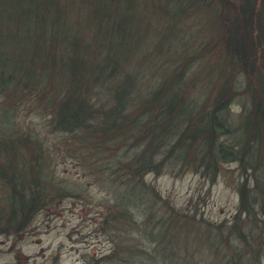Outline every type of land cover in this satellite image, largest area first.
<instances>
[{
  "label": "trees",
  "instance_id": "16d2710c",
  "mask_svg": "<svg viewBox=\"0 0 264 264\" xmlns=\"http://www.w3.org/2000/svg\"><path fill=\"white\" fill-rule=\"evenodd\" d=\"M253 1L244 0L245 28L250 25L248 18L255 7L249 3ZM70 2L0 0V189L5 191L0 196V227L5 233L19 232L36 213L66 192L50 177L45 165L50 148L34 141L20 123H14L15 104L11 97L22 88L36 96L44 92L49 95L47 100L54 104L50 128L70 134L61 141L76 144L86 162L100 153L102 165L104 158L116 153L110 168L116 187L111 189L113 203L107 208L103 229L117 224L118 237H122V232L126 234L141 220L145 227L143 236L174 249L176 252L171 250L166 257L175 256L179 264L199 263L183 247L175 249L176 241L170 237L173 220H154L153 210L160 194L147 181V175L160 173L164 164L172 160L206 175L222 164L237 163L244 180L238 185L240 204L236 220L232 226L225 228L222 224L213 231L214 235L209 234L208 248L220 251L219 258L225 255L222 258L228 264H254L243 257L246 251L239 245L253 247L255 254L264 241V141L258 143L264 139L263 83L258 104L251 101L253 105L244 111L236 126L228 115V100H224L228 90H236L231 74L222 78L217 96L207 108L182 97L185 85L179 67L168 71L172 75L163 79V85L146 88L142 93L144 79L135 77L128 70L127 61L123 62L124 56H134L133 42L140 41L146 33L135 19V0H81L87 9L84 26L93 39L96 35L105 36L100 38L102 43L107 42L105 54L97 51L91 38H79L67 10ZM169 2H177L172 9L177 15L186 14L198 4L209 5L205 0H166ZM127 6L132 9L130 15ZM238 28L240 31L239 25ZM229 36H238L236 26L233 31L230 29ZM165 37L159 40L164 52ZM175 40L178 43L177 37ZM225 48L231 53L233 68L239 67L235 63L240 55L241 72L256 70V62L244 57L247 52L242 51V57L236 47L232 50L231 44ZM60 50L67 54L58 55ZM23 56H29L30 62L23 63ZM148 61L156 63V56ZM252 93L251 98L255 95ZM22 94L16 100L27 96ZM246 134L257 139L246 143ZM19 147L28 153L25 164L18 163L12 154ZM96 151V155H91ZM249 175L252 186L246 183ZM147 224L153 227L147 229ZM189 232L185 230V234ZM143 236L138 239L143 240ZM197 236L198 233L193 237ZM113 243V249L101 261L90 264H157L150 255L152 249L138 250L136 243L122 251L116 240Z\"/></svg>",
  "mask_w": 264,
  "mask_h": 264
},
{
  "label": "rangeland",
  "instance_id": "374dc122",
  "mask_svg": "<svg viewBox=\"0 0 264 264\" xmlns=\"http://www.w3.org/2000/svg\"><path fill=\"white\" fill-rule=\"evenodd\" d=\"M70 1L72 2L67 4V10L75 30H78L79 38H91L94 45H97V51L105 54L104 47L107 42L104 44L100 41V38L105 36L96 35L93 39L88 27L84 26L86 20L83 17L87 13L85 3L82 4L81 0ZM206 1L209 3L208 7H204L203 3L198 4L197 8L186 14L177 15L178 13L172 10L177 7V2L170 5L166 0H135L136 12L140 13L137 9L147 3L150 10L160 8L162 15H151L153 12L149 9L147 13L150 14L145 18H140L137 13L139 20L137 17L135 19L142 25L143 34L146 33L140 41L137 39L133 42L136 47L134 56L128 59L124 56L123 62L127 61V68L135 77L144 79L142 93L146 88L150 90L163 85V79L172 75L168 71L179 67L184 79L182 84L185 85L182 97L186 100L192 99L197 106L201 103L202 108H207L213 97L217 96L222 78L231 74L236 90H228L224 100H228V115L236 126L239 124L237 122L243 119L244 111L253 105L251 101L258 104L257 96L262 94L260 86L261 83L264 85V0L249 3V6L253 5L255 8L248 18L250 25L246 28L242 20L247 13L244 0ZM126 10L130 15L131 7L127 6ZM260 13L263 15L259 23ZM235 26L238 36L231 38L230 29L233 31ZM161 36H166L165 52L164 48L159 47ZM176 37L178 43H175ZM129 42L131 43V40ZM229 44L232 45V50L236 47L241 54L245 51L247 53L244 57H250V61L256 62V70L253 73L249 69H246L245 73L241 72L240 55H237L235 63L239 67H232L231 53L225 48ZM63 53L67 54L61 50L57 52L58 55ZM153 55L157 59L154 64L153 61H148ZM28 57L23 56L22 62L29 63ZM172 78L175 79L174 76ZM20 93L27 96L16 100ZM250 93L254 97L251 98ZM37 94L39 96L33 91L19 88L12 95L15 104L13 120L14 123H20L34 141L39 140L45 147L50 148L51 154H48L45 165L51 174L50 177L56 179V183L66 192L36 213L28 226L19 232L5 233L0 227V264H90L94 260L101 261L100 258L113 249L116 244L113 239L119 243L122 251L137 243L138 250L152 249L150 255L155 258L157 264H179L175 256L166 257L167 253L175 251L174 249L161 246L156 241L153 242L151 237L148 239L143 236L145 227L141 220L137 222V227L132 225L126 234L122 232V237H118L119 232L115 226L117 224L108 225L103 229L107 208L113 203L111 189L116 187L112 170L110 171L114 166L116 153L104 158L101 165V155H96V151L91 154L96 156H90L86 162L76 144H65L61 141L70 137V134L50 128L54 104L47 100L49 95L46 92ZM261 99L264 102V96ZM10 123L13 125L11 118ZM246 136V143L257 139L253 135ZM262 141L264 139L258 143ZM20 150L23 149H13L12 154L18 163L25 164L29 159L28 153ZM123 158L122 155L121 159ZM164 166L160 173L148 174L146 177L160 194L159 202L153 210L154 220H173L170 237L176 241L175 249L181 246L185 252L193 253L197 263L228 264L222 258L225 255L219 258L220 251L214 252L213 248L210 250L208 243L209 234L214 235L213 231L217 227L225 224V228H228L236 220L240 204L238 185L244 180L238 164H222L214 173L208 175L180 166L173 160ZM249 179L250 175L246 183L252 186ZM4 193L5 191L0 189V196ZM182 224L186 227L181 226ZM152 227L151 224L146 226L147 229ZM187 229L190 232L185 234ZM197 233L199 237L194 238ZM139 235L143 236V240L138 239ZM239 246L246 251L244 258L254 264H264V241L259 246L262 248L255 254H252L255 250L253 247L247 249L243 244Z\"/></svg>",
  "mask_w": 264,
  "mask_h": 264
},
{
  "label": "bare ground",
  "instance_id": "6f19581e",
  "mask_svg": "<svg viewBox=\"0 0 264 264\" xmlns=\"http://www.w3.org/2000/svg\"><path fill=\"white\" fill-rule=\"evenodd\" d=\"M148 9L150 10V7L148 6L147 3H145L142 7H139L137 9L140 12V13L137 12L138 13V16L140 18H145V17L149 16L150 13H147ZM150 11L153 12V14L151 13V15H154V14H155L154 16H156V15L157 16L162 15V10L160 8H153ZM137 13L134 12V15H137ZM175 43H177V42H175Z\"/></svg>",
  "mask_w": 264,
  "mask_h": 264
}]
</instances>
